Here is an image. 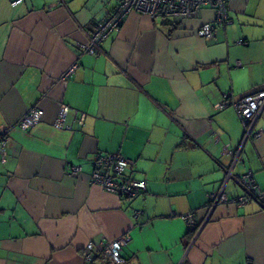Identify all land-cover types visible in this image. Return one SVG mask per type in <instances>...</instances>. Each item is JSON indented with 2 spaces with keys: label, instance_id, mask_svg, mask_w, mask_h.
<instances>
[{
  "label": "crops",
  "instance_id": "obj_1",
  "mask_svg": "<svg viewBox=\"0 0 264 264\" xmlns=\"http://www.w3.org/2000/svg\"><path fill=\"white\" fill-rule=\"evenodd\" d=\"M14 1L0 0V126H11L0 155V264H110L96 253L85 262L84 247L125 233L121 264H264V209L232 202L247 172L264 189V111L261 136L234 160L225 148L237 152L243 126L233 107L216 108L222 92L264 89V0H230L232 22L211 39L197 34L214 22L208 6L178 22L131 12L97 55L81 48L112 2ZM62 104L70 128L54 126ZM31 107L42 119L19 129ZM97 153L131 160L146 190L120 197L92 184ZM223 183L228 201L209 211ZM187 213L203 222L196 233Z\"/></svg>",
  "mask_w": 264,
  "mask_h": 264
},
{
  "label": "built area",
  "instance_id": "obj_2",
  "mask_svg": "<svg viewBox=\"0 0 264 264\" xmlns=\"http://www.w3.org/2000/svg\"><path fill=\"white\" fill-rule=\"evenodd\" d=\"M21 0H16V4ZM112 2V9L108 17L98 22L87 38V42L82 45L81 50L90 54H99L102 51V43L109 37L111 33L118 30L122 25L125 17L131 12H138L148 15L151 18H167L171 21L178 22L184 18L195 17L199 14L201 7L208 6L213 9L215 19L213 23H203L197 30V34L204 39H211L214 34L215 26L224 27L232 22L229 16L228 4L230 0H108ZM239 43L245 41L240 38ZM240 65L239 61H236ZM76 68V64L70 67L64 76L70 74ZM227 107H233L242 126L243 135L240 147L237 152L232 154L228 148L226 152L233 155L234 160L238 158L241 146L247 141H253L262 134L261 129H255L254 125L258 117L264 111V89L249 92L242 97L234 98L231 92H222L221 97L216 104L218 110ZM69 107L62 104L58 113L54 126L56 128H70L65 124V119ZM43 109L39 107H31L23 113L16 121L15 126L22 130H27L36 125L43 116ZM84 114L82 113L78 119L79 123H83ZM11 126H0V155L2 162L5 161L7 155V138ZM133 162L124 158L118 153H97L92 159L93 170L90 175L92 184L99 185L105 191L114 193L120 197H135L142 194L146 190V181L144 179H135L132 175ZM80 170L78 165L70 168V174L76 175ZM236 182L244 189V194L232 199L237 205L246 204L250 200H254L264 209V189H262L254 180L252 173L247 172L235 179ZM223 183L219 189L209 194L207 206L211 211L217 204L227 202L228 197L225 192ZM139 210L134 211V216L140 215ZM187 223L188 231L195 233L200 229L201 223L197 221L194 213L182 215ZM128 233L122 234L112 240L99 241L98 243L88 242L83 251V259L90 262L92 253H96L108 260L110 264H121V248L130 240Z\"/></svg>",
  "mask_w": 264,
  "mask_h": 264
},
{
  "label": "trees",
  "instance_id": "obj_3",
  "mask_svg": "<svg viewBox=\"0 0 264 264\" xmlns=\"http://www.w3.org/2000/svg\"><path fill=\"white\" fill-rule=\"evenodd\" d=\"M191 232V231H190Z\"/></svg>",
  "mask_w": 264,
  "mask_h": 264
}]
</instances>
